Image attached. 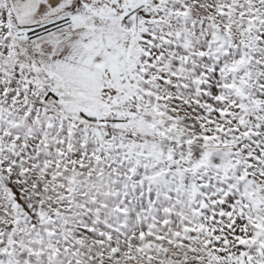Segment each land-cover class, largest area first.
Returning a JSON list of instances; mask_svg holds the SVG:
<instances>
[{
	"label": "snow or ice",
	"instance_id": "1",
	"mask_svg": "<svg viewBox=\"0 0 264 264\" xmlns=\"http://www.w3.org/2000/svg\"><path fill=\"white\" fill-rule=\"evenodd\" d=\"M0 264H264V0H0Z\"/></svg>",
	"mask_w": 264,
	"mask_h": 264
}]
</instances>
